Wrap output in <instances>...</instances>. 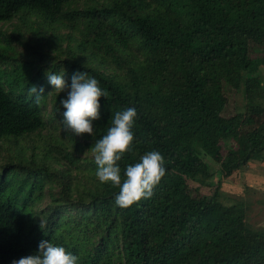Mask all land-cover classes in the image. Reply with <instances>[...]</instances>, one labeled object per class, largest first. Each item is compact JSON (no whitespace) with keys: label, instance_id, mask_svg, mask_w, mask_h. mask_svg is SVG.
<instances>
[{"label":"trees","instance_id":"16d2710c","mask_svg":"<svg viewBox=\"0 0 264 264\" xmlns=\"http://www.w3.org/2000/svg\"><path fill=\"white\" fill-rule=\"evenodd\" d=\"M73 1L0 0V22L34 14L74 42L63 57L43 49L37 35L20 42V53L0 45V140L15 142L44 126L43 100L53 88L47 74L70 85L74 73L86 72L109 96L100 98L93 135L72 139V148L91 152L114 113L134 107L135 140L118 162L121 174L150 150L164 156L166 174L151 198L121 208L118 189L96 178L93 155L73 156L87 178L82 184L70 168L50 172L19 159L1 165L0 264L35 254L42 240L78 264H264V224L248 223L250 202L219 189L264 151V0H107L69 8ZM32 85L44 89L39 104ZM226 90L239 102L223 116ZM61 98L54 94L50 117L60 125ZM199 174L218 179L208 194L188 185ZM45 183L56 191L48 189L50 202L31 210Z\"/></svg>","mask_w":264,"mask_h":264},{"label":"clouds","instance_id":"9594fccd","mask_svg":"<svg viewBox=\"0 0 264 264\" xmlns=\"http://www.w3.org/2000/svg\"><path fill=\"white\" fill-rule=\"evenodd\" d=\"M47 79L57 94L66 90V98L60 100L64 109L63 131L75 136H92L93 121L100 119V98H108V91L101 88L99 81L86 72L74 73L70 85L62 75L49 73ZM28 92L39 104L43 87L38 90L32 85ZM136 118L137 110L134 107L115 112L106 134L97 139L91 148L97 166L95 176L99 182L118 189L114 201L121 208L151 198L154 188L166 174L165 158L157 150L145 152L138 162L127 164L121 174L118 162L133 150ZM40 227H46V224L41 223ZM11 264H78V257L62 246L42 240L35 254L13 260Z\"/></svg>","mask_w":264,"mask_h":264},{"label":"rangeland","instance_id":"374dc122","mask_svg":"<svg viewBox=\"0 0 264 264\" xmlns=\"http://www.w3.org/2000/svg\"><path fill=\"white\" fill-rule=\"evenodd\" d=\"M106 1L107 0H76L69 4V8H79L81 5L88 4L89 2H92L94 5H100ZM30 23H33L34 29L37 28L40 32L35 34L32 31L33 27H29ZM65 33V29H57L52 25L40 22L39 18L34 14H28L24 18L16 15L7 21L0 22V45L5 46L7 43L9 44L10 48L7 49V54L15 52L20 53L22 50L20 42L23 43L28 38L33 41L37 35L41 37L40 42L43 43V49L53 50L56 48L57 52H61L59 56L63 57L64 50H66L68 46L74 45V42L67 41L64 37ZM56 34L63 36L57 44L54 42H51L50 44L45 43V40L49 38L51 39ZM74 52L78 55L79 59V57H81L80 53L77 51ZM81 58H84L86 62H88L86 54H84V57ZM259 76L262 78L264 83V67H259ZM55 93L56 92L53 88L48 90L43 100V118L45 123L40 130L23 137H18L15 142H13V140L6 139L0 140V166L9 161L16 162V159H19L21 160V165L28 164L30 162L35 165L44 164L50 172H54L60 168H70V174L71 177H73L72 181L82 184L83 180L85 182L87 178H85L84 171H79L82 169L81 166L76 168L72 164L73 156H76L77 158L85 156L88 158L92 156V153L90 151H75L76 149L72 148L71 142L72 139L77 140L79 136H75L71 132L63 131V124L60 125L57 120L53 118L50 119L52 116L51 104L54 101L52 98ZM61 95L62 98H65L66 90L62 91ZM225 97L226 103L221 114L223 116H228L236 111L237 103L239 102V95L234 93L232 90H226ZM44 152H47L48 156H44ZM69 154L72 156L71 160H68L65 157V155ZM257 155H264V151ZM76 163L78 164V161ZM251 168L253 169H247L251 174H253L252 176H254V179L252 181L248 180V184H246V186L253 189V191L245 193L244 187L241 186V188H235L237 183H241V179L239 181L237 179V182L235 178L234 180H231L230 178L225 180V182L224 179H221L219 181V189H223V191L225 190V192L231 195L244 198L246 201L250 202L246 213L248 223L251 225L264 224V181H260L257 176L258 174L264 179V166L260 165V167L255 166ZM247 169L244 168L243 172H247ZM217 182L218 179L216 176L207 177L199 174L189 180L188 185L190 187L198 186L200 193L208 194L216 186ZM48 189H50V192L54 193L57 187L56 185L45 183L41 189L39 199L34 202L31 210L38 211L50 202L47 195Z\"/></svg>","mask_w":264,"mask_h":264},{"label":"crops","instance_id":"0c3cea01","mask_svg":"<svg viewBox=\"0 0 264 264\" xmlns=\"http://www.w3.org/2000/svg\"><path fill=\"white\" fill-rule=\"evenodd\" d=\"M260 165L264 166V155H253L250 158V161H249L246 169L250 168V170H251V169H253L251 167H255V166H257V167L259 166L260 167ZM248 169H247V172L233 171L229 176L224 178V182H225V180H228L230 178H231V180H234V178H235L236 181H237V179H238V181L241 179V183H237V186L235 188H241V186L243 187L244 185L248 184V182H247L248 180L252 181L254 179V176H252L253 174H251ZM257 176H258L260 181H264V179L261 178L260 175L257 174Z\"/></svg>","mask_w":264,"mask_h":264}]
</instances>
